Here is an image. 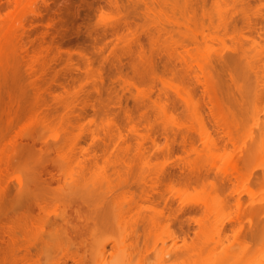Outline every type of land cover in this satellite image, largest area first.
Segmentation results:
<instances>
[{
    "label": "rangeland",
    "instance_id": "374dc122",
    "mask_svg": "<svg viewBox=\"0 0 264 264\" xmlns=\"http://www.w3.org/2000/svg\"><path fill=\"white\" fill-rule=\"evenodd\" d=\"M8 1H0L2 19L14 9L13 6L9 8L11 1L9 4ZM109 1L25 0L21 6L29 20L26 21L30 32L28 43L36 44L37 36L48 30L46 41L56 53L54 57L51 54L54 58L52 70L45 79L39 75L31 76L27 64L31 59L27 56L15 55L10 59L9 66L0 70V150L4 157L14 160L9 168L0 164V169L4 168V173L0 175V188L4 189L0 192V237L2 239L4 233L5 237L7 232L10 233L15 224L13 218L18 219L24 211L20 207V211L17 210L20 213L16 214V210H12L16 203L13 207L11 205L21 203L17 200L25 202L27 199L29 202L25 205H31L30 201L35 199L38 200L36 204L45 205L47 210L39 211L40 208L33 202L34 209L28 204L30 213L34 211L31 214H36L33 221H27L33 217L27 213L30 217H25L27 219L24 218L23 224L25 214H21L20 223L25 227L21 225L20 231V223L17 225L16 222L14 231L18 230L11 232H14L13 236L17 234V240L13 237L17 241L14 243L20 246L17 253L23 257L16 264H112L117 259H121L122 264H152L155 246L147 222L154 216L153 209L163 211L157 215L163 224L170 214L163 207V197L174 193L170 197L174 209L179 198L186 193L179 190V197L175 188L182 189L184 183H190L188 174L200 169L209 177L197 188L185 184L188 189H184L189 190V194H186L187 199L186 196L182 199L199 202L205 193L214 194L209 185L212 182L224 199L223 207L208 215H202L197 209L185 213V216L180 214L183 225L187 223V216L200 218L197 219L198 224L197 221H189L190 230L185 237L192 248L183 258V264H209L210 257L215 260L222 251L234 246L238 236H249L264 222V188L258 183L264 173V148L261 147L264 136V1L251 0L249 4H243L233 0H219L218 3L215 0H117L121 9L109 6ZM38 7L42 16L34 19L32 11ZM159 20L167 23V29L159 30ZM114 25L120 27L117 35L111 29ZM127 26L138 32L139 42L136 45ZM148 30L156 36L155 41L147 34ZM188 34L196 35L198 45L187 40L186 47H181V38ZM71 39L77 40L74 48L85 51L91 58V66H87L85 58L75 55L76 67L71 72L65 69L67 54L64 50L67 48L61 47V44ZM130 46H141L143 54L131 55ZM58 50L65 55L62 57L63 64L59 62ZM181 57L190 61L191 67H186L180 61ZM148 59L152 60L156 72L168 81L165 88L170 97L166 99L162 96L161 103L169 105L165 115L161 107L139 106L132 96L136 90L123 82L125 77H130L141 85L146 78ZM247 62L256 74L247 68ZM185 69L187 74H184ZM208 71L213 75L217 88L216 96L210 103L202 87L195 84V77L204 79L209 76ZM55 73L60 74V79L51 82L50 76ZM175 82H184L189 86L191 107L187 108L176 97ZM95 83L99 84L101 95L96 92ZM157 87L154 95L159 93ZM72 94L77 95L78 105L87 96L94 104L86 108L87 118L72 126L56 120L43 122L27 112L37 106V100L41 107L35 109L51 111L56 97L65 98ZM18 106L27 108V111L16 119L7 110ZM211 106L217 112V119L211 114ZM254 108L263 115L262 119L253 118ZM125 111L136 117L147 113L149 122L156 127L166 122L190 131L188 134L195 139L192 138L194 147L184 150L177 138L176 151L165 159L161 149L151 148L149 140L141 137L147 133L148 121L139 120L132 128L126 120L120 121L119 117ZM107 115L113 118V123L103 120ZM215 120L222 123L221 127L224 125V131L229 132L221 130ZM202 125L216 140V147L201 139ZM157 136L162 145L165 139L160 132ZM55 144L63 145L61 151L53 150ZM98 144L108 145L109 151L104 154L98 149L96 165L85 164L84 160ZM42 162L53 168H48L53 174L47 170L38 176V167ZM163 165L170 171L174 190L173 187L169 190L168 184L159 181L162 179L156 175L161 166L164 168ZM50 173L56 177L49 176ZM225 175L233 178L236 192L242 198L240 204L228 197L229 189L234 186L224 180ZM194 179H190L191 184ZM72 199L76 204L72 203ZM77 199H87L84 201L91 206L84 202L83 207H90V210L93 207L99 213L96 217L93 210L90 211L91 221H84L85 226V223L87 226L90 224L89 229H86L84 237H78L80 240L75 235L73 238L71 234H62L59 226L63 223L60 215L64 212L68 213L63 216L71 213L76 218L87 210L78 209V214L76 209L74 213L75 205L81 204ZM78 205L76 208L82 206ZM11 210L18 216L15 215L13 221L9 218L13 216ZM25 212H29L26 207ZM5 213L9 217H5ZM74 217H70L71 221L77 220ZM78 220L75 222L78 223ZM199 223L202 228L206 226L208 229L224 225L218 233L217 249L211 256L205 251L204 240L200 242L195 237L196 230L200 229ZM173 228L182 235L178 220ZM7 237L2 239L4 241L0 240V252L9 249L7 246L12 236H9L8 245ZM170 264L181 263L173 261Z\"/></svg>",
    "mask_w": 264,
    "mask_h": 264
},
{
    "label": "bare ground",
    "instance_id": "6f19581e",
    "mask_svg": "<svg viewBox=\"0 0 264 264\" xmlns=\"http://www.w3.org/2000/svg\"><path fill=\"white\" fill-rule=\"evenodd\" d=\"M9 1H11V3ZM9 1H8V4L10 3L9 8H10V6H13L14 9L9 11L8 14L4 15L3 19H2V15H1V9H0V15H1L0 16V70L9 66L10 59L15 57V55L16 56L21 55L20 57H22V58H26V56H27L29 58V60L31 59V62H30L31 64L27 63V64H29V71H30L31 76L39 75V77L41 79H45L46 77H48V75L50 74V72L52 70L51 64L53 63V60H54V58L52 59V56H53V54L56 53L54 51L53 47L51 46V44L47 43V41H46V36H47L49 31L48 30L46 32L42 31L43 33L41 32V34H39L37 36L38 37L37 43L36 44H29L27 39L30 36V32L28 31L29 29L27 28L28 25L26 27V21L28 20V18H27L26 11L24 12L21 10V6L25 2V0H9ZM233 1L234 2H241L243 4H249L251 2V0H233ZM260 1H264V0H260ZM109 2H111V4L109 6H111V7L114 6L117 9H119V8L121 9V5L119 4V1L110 0ZM215 2L218 3L219 0H215ZM7 7H8V5H7ZM37 16H42V11L39 9V7L32 11V17L35 19ZM48 23H47V25H48ZM49 24H50V26L52 25V23H49ZM118 27H119L118 25H116V26L114 25L111 28L115 35H117V33H119L118 29L120 27L119 28ZM157 27L159 28V30H165V29H167V23L159 20L157 23ZM126 28L129 32V34L133 37L132 40H133V42H135V45H136V43L139 42V37L137 35L138 32L131 30V28L129 26H127ZM147 34L149 35V37L151 38L152 41H155L156 36L153 34L152 31L148 30ZM187 40H191L192 42L196 43L197 45L199 43L195 34H191V35L188 34V35H185L181 38V40H180L181 47H186V43L188 44V42H189V41L187 42ZM76 43H77V40L71 39L68 42H64V44H61V47L64 46L67 48L64 50L65 53L67 54V56L65 57V61H64L66 63L65 66H67V67H65V66L64 67H65V69L68 68L67 71L69 70L70 72L76 67V62H75V58H74L75 55H78L80 57L85 58L87 66H91L93 63V61L91 60V58L87 55V53L85 51L74 48ZM58 51L59 52L57 54H58L59 58H61V59H59L60 60L59 62L62 63L63 62L62 59L64 58L65 55L63 56V53L60 50H58ZM129 53L131 55H133L135 53H137L138 55H141V54H143V49L141 48V46H136V48H132L130 46L129 47ZM51 54H52V56H51ZM50 57H51V59H50ZM28 58H27V61H28ZM57 60H58V58H57ZM57 60H56V62H57ZM147 61H148V70L145 72V75H146L145 81H143V83L141 85L139 83H137L136 81H134L130 77H125L123 79V82L127 83L128 85H130L131 87H133L136 90L135 93H132V96H133V100L136 103H138L139 106L161 107V108H163L162 112H164V115H165V114H167V109H168L169 105L166 103L164 105H161V103H162V96H164L166 99H168L170 97V96H168V94L166 92V88H165V86H167L166 84L168 83V81H167V79H165V77H163L162 75H159L156 72L155 66H154L151 59H148ZM180 61L186 67L188 65L190 66V64H189L190 61H188L187 59L181 57ZM133 66L136 69L137 65L135 64ZM247 68H249V70H252L256 74V71L253 70L254 68H253V66H250L249 62H247ZM187 69H185L184 74L188 73ZM98 72L100 74V77L102 78L101 71L98 70ZM210 73L208 71L207 74L209 76L205 77L204 79H201L199 77H195V84L200 85L202 87L205 96L208 97V101H209L208 103L211 102V99L213 96H216V91H217V88L215 85L216 82L213 79V75ZM171 74L172 75L174 74V72L172 70H171ZM59 79H60L59 73H55V74H52L50 76L51 82L58 81ZM174 79H175V77H174ZM0 80H1V77H0ZM173 86L175 87L174 92L176 94V97L179 98L187 108L191 107L189 105V99H191V95L189 93V86L184 82H179V83L175 82V83H173ZM156 87L158 90L157 92H159V93H157V95H154ZM64 88H66V87L64 86ZM94 88L99 95L102 94L98 83L94 84ZM56 98H57V101H56L55 106L52 108L51 111H47V110H41L40 111V110L35 109V108L41 107V105H38L39 100H37V104H36L37 106H35L34 109H30L27 111V108H22V107L18 106L17 108L11 109L9 111L7 110V112L9 114L13 115V117H16V119H18L24 112L27 111L28 114H30V116H38L43 122H51V121L56 120L63 125L72 126L73 124L79 122L82 118H87L86 108L92 107L94 105L92 100L89 98V96L83 98L80 105H78L76 103V101L79 100L76 94H72V95L67 96L65 98H60V97H56ZM120 101H121V99H119V102ZM214 109L215 108L213 106L210 107L212 116L214 117V119L215 118L217 119V116H216L217 112H215L216 110H214ZM102 116H103V113H102ZM119 118H120V121L124 119L128 123H130L132 128L133 127L135 128V123L139 120L148 121L147 133H146V135H141V137H142V139L149 140V143L151 144V148L161 149V151H162L161 154L164 158L165 157L170 158V156L176 151L175 144H176L177 138L180 139L179 143L182 145V148L184 150L188 149V147L189 148L194 147L195 139L193 138V136H191V134L190 135L188 134L190 131H188L186 129L187 130V132H186V131H184L185 130L184 128L182 129L179 126L174 127V126H172L166 122H164L160 127H156L153 123L149 122V120H148L149 116L145 112L140 114L139 117H136L135 115H133V113L125 111L124 114L122 113V115ZM253 118L256 120H260L263 118V115H261L260 112H258L256 110V108H254ZM103 120L113 123V118L109 117V115L105 116L103 118ZM90 121H93V119H90ZM216 124H217V126L219 125V128H220L221 127L220 124H222V123H220L217 120ZM202 126H203V128H201V134H200V135H202L201 139L202 140L204 139V141H203L204 143H206V144L209 143L210 145H213L214 147H216V140L214 139V137L212 135H210V133L207 131L206 127L204 125H202ZM223 127H224V125H222V127L220 129L221 130L223 129V131H224V129H226V128H223ZM157 132H160L161 135L163 136V138L165 139V141L163 142L162 145H161L160 140L157 136ZM219 132H222V131H219ZM224 132L226 133L229 131L226 130ZM224 132H222V133H224ZM225 133H224V136L227 135V134L225 135ZM227 137H228V135H227ZM31 138L35 139L34 136H31ZM192 138L194 139V141ZM229 138L231 139L230 136H229ZM261 142H262L261 147L264 148V136L261 139ZM92 144H93L92 146H94V143H92ZM62 147H63V145L55 144L53 146V150H55L56 152H59V151H61ZM98 149L105 154L109 151V146L108 145L103 146V144L102 145L101 144L96 145L93 148V153L90 154L89 158L84 160L85 164L89 163L91 165H96L97 160L99 158ZM1 153H2V149L0 150V159L4 157ZM6 157L3 158L4 159L3 162H2L3 159H1L0 164L6 165V167L8 166V168H9L10 164H12L10 162L14 161V160H11V157L9 160V158H8L9 156H6ZM5 159H8V161L6 162ZM4 162L6 164H4ZM16 162H18V161H16ZM52 162H51V164H52ZM236 162H233V164ZM44 163H45V161H44ZM44 163L42 162V164L39 165L40 167H38V169H39L38 176H41L43 171L49 170L48 169L49 167L51 169L50 165L48 167V165L47 164L44 165ZM46 163H48V161ZM53 164H55V163L53 162ZM237 164H239V163L238 162L236 163V166H237V167L235 166L236 169L239 168V166ZM165 167H167V166H164V168L161 166L156 171V175L159 179H162V180L158 179L159 181H161V182L163 181L164 184H166V183L168 184V185L167 184L166 185L169 188V190H170V187H173L172 190H174L175 184L172 183V181H171L170 171H168L167 170L168 168L166 169ZM1 168L2 169H0V175L2 176V174L4 173L3 172L4 168L3 167H1ZM5 169H7V168H5ZM185 169H186V167H185ZM51 170H53V168ZM237 170H236V173H237ZM4 171H6V170H4ZM192 171H191V173L189 172L190 174H188V172H187V174H188L187 179L190 183H188V184L184 183V186L181 185V187L183 186L182 189H179V187H178L176 190V188H175L174 191L179 192V193L177 192L175 194H178L179 197H180L179 194L181 192H183V190H184V192H186V193L182 196L183 197L186 196L185 198L187 199V195L189 194L187 191H189V190H185V189H188V187H186L185 184L188 186L191 185L190 187H192V188L196 187V186L200 187L201 185H203L204 180L209 177L208 174L204 175V173H202L203 171L200 169L194 171L195 173ZM49 172H51V171L49 170ZM239 172H240V170H238V173ZM45 173H47V172H45ZM51 173H50V175L49 174L48 175L54 177L55 175L53 176V175H51ZM238 173H237V175H239ZM230 175H225L224 180H227L229 183H231V185L234 186V188L233 187H231L230 189L228 188L230 192L227 195H228V197H232L234 199L235 203L240 204L242 202V198H241L240 194H237L236 188H235V185L233 182V178ZM1 176H0V178H1ZM42 177H44V176H42ZM192 177H194L195 179H194L193 183L191 184L192 181L190 179H192ZM234 177L236 178V176H234ZM38 178L40 179V177H38ZM52 179H54V178H52ZM44 180H46V179H44ZM258 183H259V186L261 188H264V173L259 178ZM209 185L214 189V191H213L214 194H211L210 192L205 193L204 197H202V199H199L200 200L199 202H197L198 200H196L197 203L194 202L195 200H191L192 201L191 202L189 200L190 198L188 199V201H186L185 198L182 199L183 197H180L181 199L179 198L178 205L174 209H172V201H171L170 197L174 196V193H173V195H170V197H163V207L166 208L167 210H169V212H170L169 216L165 219L163 224H162V220L160 219V217L157 216V215L163 213V211H159L156 208L153 209L154 216L150 217L148 222H147V227L149 229L148 232H149V235L151 236V238L153 239V244L155 246L154 247V255H153L154 260H153L152 264H170V262H173V261H180L181 264L184 263L183 258H185L186 253L189 250H191V248H192V246L188 245V242L186 241V237H185L190 230L191 224L189 221H191V222L195 221L196 222L197 219H200V218L195 217V219H194V217L187 216L188 220H186V222L187 223L189 222V223L188 224L186 223L187 225L185 224L186 225V227H185V225L181 224V221H180L181 219L179 218L180 214H183V216H185L184 215L185 213H187L193 209H197L202 213V215L203 214L208 215V214H211L212 212H214L216 210L218 211L219 209H221L223 207V200L224 199L221 198L220 195L217 193L218 188H216L215 184H213L212 182H209ZM228 187H230V186H228ZM3 190H1V188H0V192ZM179 190H182V191L180 192ZM145 196H147V195H145ZM146 198H148V197H146ZM73 199L71 200L72 203H73V201H75ZM78 199H77V201L81 202V204L79 203V205L78 204L77 205L78 206L82 205V206L80 208H78V207L76 208L77 205H75L74 213L76 212V209H77V213L79 214L78 211L80 209H81L80 211H82V208L87 209V207H83V205L85 203H86L85 205H88V206L89 205L91 206V203L88 204L87 202H85L87 199H84L85 201L83 199H80V200H78ZM17 201L21 202V203L17 204V202H14L11 205L13 207L16 203V205H18V207H19V208H17V206L15 205L16 207L14 206V208L12 209L13 212H15L14 211V209H15L16 214H17V212L19 214L20 213L19 209L22 208V210L25 211V207L28 209L29 212L23 213L24 211L23 212L21 211L22 215L25 214V216H23V221H22V215L21 214L19 215L18 219L16 218V220H18V221H16L15 218H13L16 214L15 213L13 214L12 210H11V212L13 214V216L11 215L12 217H9L5 213L6 214L5 217L8 216L11 220L13 218L15 224L12 226L13 228L7 224L8 227L9 226L11 227L9 230L10 233L7 232V236L8 237L12 236L11 237L12 240L10 239V237H9V239L6 240L7 245H8L10 240H11V242L9 243L10 245L7 246L9 248V249L7 248L8 250H6V251L4 250V251L0 252V264H16L19 260H21L23 258V257H20L17 253L18 252L17 250L19 249L18 247H20V246L19 245L17 246L18 243H14V241L17 242L16 241L17 240L16 239L17 234H15V236H13L14 235L13 233L15 231H17L18 229H19V231L21 230L22 226H24V225H22L20 222L22 221V223L24 224V218L25 217L29 218L30 216L33 215V217H30L29 219L25 218V219H27V221L29 220L28 222L30 223L31 221H33V218L36 215L34 213L31 214L34 211H32L30 213V209H29L30 204L29 203H27L25 205V203L27 201L29 202L28 199L25 200V202L23 201L25 206L21 205V204H23V202L21 200L20 201L17 200ZM37 201L38 200L34 199L33 201H30V203L31 202L32 203L33 202L38 203ZM40 202L41 201H39V203ZM193 202L196 204H194ZM32 203L30 206H32L34 209L35 206H34V203H33V205H32ZM36 203H35V205L36 206L38 205L37 208L38 209L40 208L39 211H41V209H43L42 212L47 210L45 205L41 204V206H40V204H36ZM73 204H76V202H74ZM73 204H71V205H73ZM11 206H10V209L12 208ZM23 207H24V209H23ZM32 207H30V208H32ZM70 208H71V206H70ZM89 208L90 207H88V209L85 210V212L87 211L88 215L84 212V210L79 215H76V218L74 217L75 214H71V213L68 214L69 216L71 214L70 217H74V219H77V220L80 219V220H78V223L75 222L77 220H75V221L73 220L75 224L72 223L73 221H71V219L68 215L63 216L66 212H64L63 215H60L63 218L65 217V219H62V217H61V222L63 221V223L60 225L58 224L61 227L62 234L69 235V236L71 234L72 237H73V235H75V236H77L76 239L79 236H80V239L82 238L81 236L84 237L85 233H87L85 231H87L89 229L88 227L90 226L89 223H88V226H87V223H85L86 224V226H85L84 221H87V222L89 220L91 221L90 211L93 210V212L92 211L91 212L96 217L99 214L98 211L95 210V208L91 207V210ZM17 210H19V211H17ZM88 210H89V212H88ZM27 213H29L31 215L28 216V215H26ZM83 213H84V215H83ZM81 214L84 216V218L86 216V218L83 219V216L81 217ZM77 216H80V217L77 218ZM88 216H89V218H88ZM15 217H18V216L16 215ZM87 218H88V220H86ZM81 219L83 220V223H82ZM176 220L179 221V228L182 232V235L177 234V231L173 228L174 222ZM27 221L25 220V223ZM79 221H81V225H79L80 224ZM16 222H17V225H19V223H20V225H19L20 227L18 226V229H16L14 231V229L17 228V227H15ZM198 222H199V220L196 223L198 224ZM93 223H95V222H93ZM63 224L67 225L68 227L67 226L65 227ZM199 225H200V223H199ZM223 228H224L223 224L213 226L210 229H208V227H206V226L204 228H202L200 225V229L196 230V232H195L196 239H198L199 241L204 240L203 242L205 243V246H204L205 251L207 253H209L210 256L217 249L218 241H219L218 240V233L220 231H222ZM163 229H164V231H161ZM12 230L14 232H11ZM4 234H3L2 239L5 237ZM13 237L16 240H14ZM73 238H75V237H73ZM262 238H264V222L260 225V227L252 230L249 233V236H238L237 241H235L234 246H231V249H229L227 251H222L219 254V257L218 258L216 257L215 260H213L214 258L210 257V256H209L210 258L207 257L206 259L209 258V261H208L209 264H264V243H262ZM2 239L0 237V240H2ZM2 241H4V240H2ZM7 241H8V243H7ZM15 244L17 247H15ZM112 264H122L121 259H117V260L113 261Z\"/></svg>",
    "mask_w": 264,
    "mask_h": 264
},
{
    "label": "snow or ice",
    "instance_id": "6c2138e0",
    "mask_svg": "<svg viewBox=\"0 0 264 264\" xmlns=\"http://www.w3.org/2000/svg\"><path fill=\"white\" fill-rule=\"evenodd\" d=\"M262 243H264V238H262Z\"/></svg>",
    "mask_w": 264,
    "mask_h": 264
}]
</instances>
